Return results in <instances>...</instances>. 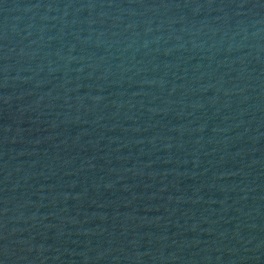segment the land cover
Returning <instances> with one entry per match:
<instances>
[{
  "label": "water",
  "instance_id": "1",
  "mask_svg": "<svg viewBox=\"0 0 264 264\" xmlns=\"http://www.w3.org/2000/svg\"><path fill=\"white\" fill-rule=\"evenodd\" d=\"M0 264H264V0H0Z\"/></svg>",
  "mask_w": 264,
  "mask_h": 264
}]
</instances>
